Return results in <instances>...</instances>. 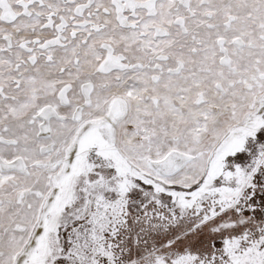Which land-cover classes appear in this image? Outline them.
<instances>
[{"label":"snow or ice","instance_id":"6c2138e0","mask_svg":"<svg viewBox=\"0 0 264 264\" xmlns=\"http://www.w3.org/2000/svg\"><path fill=\"white\" fill-rule=\"evenodd\" d=\"M0 264H264V0H0Z\"/></svg>","mask_w":264,"mask_h":264}]
</instances>
